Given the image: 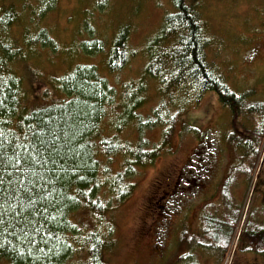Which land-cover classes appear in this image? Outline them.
Listing matches in <instances>:
<instances>
[{"label":"trees","instance_id":"trees-1","mask_svg":"<svg viewBox=\"0 0 264 264\" xmlns=\"http://www.w3.org/2000/svg\"><path fill=\"white\" fill-rule=\"evenodd\" d=\"M4 2L8 0H0V120L10 122L0 127V220L4 221L0 223V263L70 264L77 258L78 264H106L103 255L110 233L105 229L111 230L107 212L133 194L136 169L171 152L169 139L182 114L206 93L217 96L230 121L221 136L227 164L218 191L220 202L215 205L211 195L204 206L198 242L209 249L216 243L221 246L223 223L227 225L229 215L233 220L239 213L229 203L230 187L240 176L250 185L260 163L264 101L257 99L254 90L237 92L209 60L211 42L195 6L187 0H171L173 10L163 16L161 28L148 44L149 62L137 82L118 88L95 66L80 64L65 76L51 79L60 93L57 99L28 110L22 107L21 79L13 71L14 64L24 59V49L7 42L26 6L20 10L18 4L4 6ZM52 2L38 5L39 20ZM24 42L30 49L58 51L45 29L26 35ZM109 45L107 68L119 75L137 53L130 47L126 29ZM107 47L105 41L90 36L76 49L94 57ZM146 79L159 82L161 99L147 115L142 112ZM106 119L112 122L109 136L102 131ZM130 125L136 141L122 137ZM155 129H161L162 142L151 146L143 134ZM184 129L204 139L199 130ZM117 159L122 161L121 170H116ZM223 206L230 212L227 220L218 221L219 211L226 209ZM78 211L92 215L93 229L73 223Z\"/></svg>","mask_w":264,"mask_h":264},{"label":"rangeland","instance_id":"rangeland-1","mask_svg":"<svg viewBox=\"0 0 264 264\" xmlns=\"http://www.w3.org/2000/svg\"><path fill=\"white\" fill-rule=\"evenodd\" d=\"M42 1L4 2V6L18 4L20 10L26 6L20 21L9 31L7 42L24 49V59L14 64L13 71L21 79L22 107L28 110L57 99L60 93L51 79L65 76L80 64L95 66L118 88L137 82L149 62L147 46L161 28L163 16L173 10L171 0H53V7L39 20L38 5ZM99 1L104 7L98 5ZM187 1L195 6L207 29L211 42L209 60L220 67L237 92L254 90L257 99L264 101V0ZM42 29L57 44L58 51L27 47L26 35L34 36ZM122 29L128 31L130 47L137 54L121 74L113 75L107 68V52ZM90 36L105 41L106 52L90 57L76 49ZM144 96L142 112L147 115L161 103L159 82L146 79ZM180 121L169 139L171 152L167 150L153 164L136 169L133 194L123 205L107 212L111 230L105 229L110 233L103 255L105 263L264 264V257L258 252L254 256L251 251L242 250L247 248L245 235L264 226L261 195H252L256 186L264 185V139L252 183L248 185L247 178L240 176L230 187L229 203H234L233 210L239 213L233 220L226 206L223 207L227 210L222 207L224 211L218 213L221 221L229 215L230 224L225 227L231 235L219 233L230 246L218 253L205 245L199 247L198 240L204 206L211 195H215V205L220 202L218 191L227 164L221 136L230 121L229 111L215 94L206 93L197 105L188 106ZM9 122L0 120V127ZM185 126L202 132L204 139L200 141ZM112 129L111 120L106 119L102 125L104 136H109ZM122 137L136 141L134 126L126 128ZM143 137L151 146L161 143V129L148 130ZM121 164V159H117L116 170H121ZM72 220L75 225L86 224L92 229L95 225L87 211L76 212ZM77 261L75 258L70 264H78Z\"/></svg>","mask_w":264,"mask_h":264},{"label":"flooded vegetation","instance_id":"flooded-vegetation-1","mask_svg":"<svg viewBox=\"0 0 264 264\" xmlns=\"http://www.w3.org/2000/svg\"><path fill=\"white\" fill-rule=\"evenodd\" d=\"M255 194L261 195V198L262 199H261L260 203L263 206L264 205V185L262 187L261 186L259 187V185L256 186V188L254 189L252 195L254 196ZM216 219L219 221V217H217ZM229 224H230V222L227 223V225H229ZM223 225L225 226L224 223H223ZM246 231H247V229H246ZM222 233H224L228 237H231L230 232H229V229H227V227H225V228L222 229ZM247 234H248V236H247ZM247 234L245 235V239H244L246 241V243H247V245L245 246L247 248H244V249L242 248V250L243 251H249V252L251 251L252 253H250V254H252L254 256L258 252V255L259 256H263L264 257V226H261V228L259 229V234L258 233L253 234V232L252 233L251 232H248ZM217 239L219 241V238H217ZM227 244L228 243H226V242L223 241V243H222L221 246H217L219 244L216 243V247H215L216 252L219 253V252H221V251L229 248L230 244L228 246H227ZM216 252H214V253H216Z\"/></svg>","mask_w":264,"mask_h":264},{"label":"snow or ice","instance_id":"snow-or-ice-1","mask_svg":"<svg viewBox=\"0 0 264 264\" xmlns=\"http://www.w3.org/2000/svg\"><path fill=\"white\" fill-rule=\"evenodd\" d=\"M0 223H4V221L3 220H0Z\"/></svg>","mask_w":264,"mask_h":264},{"label":"bare ground","instance_id":"bare-ground-1","mask_svg":"<svg viewBox=\"0 0 264 264\" xmlns=\"http://www.w3.org/2000/svg\"><path fill=\"white\" fill-rule=\"evenodd\" d=\"M241 225V224H240Z\"/></svg>","mask_w":264,"mask_h":264}]
</instances>
